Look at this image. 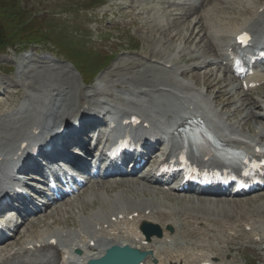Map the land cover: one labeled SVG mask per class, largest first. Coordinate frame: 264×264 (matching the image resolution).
Masks as SVG:
<instances>
[{
    "label": "bare ground",
    "instance_id": "bare-ground-1",
    "mask_svg": "<svg viewBox=\"0 0 264 264\" xmlns=\"http://www.w3.org/2000/svg\"><path fill=\"white\" fill-rule=\"evenodd\" d=\"M261 6H262V4L260 5V7ZM260 7L254 12L253 16L255 15V13L258 14V18L262 19L261 20L262 23L260 24L259 20L255 21V25L253 26V28H258L259 25L261 28L264 27V10L259 11ZM189 11H188L189 14L192 13L191 12L192 10H189ZM201 19L204 20V17H201ZM200 21H201L200 18L198 19L197 22L194 20V23H195L194 25L200 23ZM152 22L155 23L156 25L154 26L155 28L153 29L154 30L153 37L152 36L149 37V39H150L149 43L152 44V42H154V44H153L154 47H152L150 49V53L152 51H154V52H152L150 54V57L155 58V61H156L154 63L155 65H157L159 67H164V66L167 67L166 65H168L169 63L172 62V59L174 56L179 55V53L181 55H184V51H186V50L189 51L191 46H189L188 49H182L180 46H177L178 44L175 45L174 40L176 38L174 36H171V35L170 36L166 35V30H162L163 28H165L163 23L161 24L160 20H155V19H153ZM149 23L150 22H147L146 24L143 25V27L149 26ZM241 28L242 27L237 28L234 31V33H236V31L240 30ZM147 29L148 28H146L145 30H147ZM189 29L190 28L187 29V32L189 31ZM157 34H159V35H157ZM179 36H180V34H179ZM156 38H158V40H156ZM163 38H164V40H163ZM166 38H167V40H166ZM180 40H178V42L183 41V42H186L189 44L191 41H193V32L189 31L187 36L181 38ZM221 40H224L225 45L229 44V42H230L226 38L220 39V41ZM218 47L220 48L221 46L218 45ZM194 48L196 49V47H194ZM155 49H158V51L155 52ZM178 51H180V52H178ZM174 52H178V53H176L174 55ZM219 52L220 51L218 50L217 58L219 59V57H220V59H222L223 56H221V54ZM205 53H206V45H204V54ZM204 57H206V56H204ZM43 65H45V67H47V66L49 67L50 63L43 62ZM157 66H155L154 68L157 69ZM30 67L31 66L29 65L26 68H30ZM209 67H210V63L204 62V63H202V65L200 67H197L196 69L197 70H204V72H205L206 70H208ZM40 68H42V67H40ZM121 70H123V69H121ZM54 71H55V69L54 70L50 69L49 72L45 73V72H41V71L37 70V68L36 69H30V70L28 69V72L26 70V76H27L26 81L31 80V82H33V83L29 82V84H27L28 85L27 89L29 91H31L30 95H28V94H25L24 96L22 95V98H24L23 100L25 102H27L28 104H24V102H23V103H20L19 106H20L22 113L29 112V110L31 109L30 106L33 107V109H32L33 111L31 110L29 115L26 116L25 118H22V117H19V119L15 118V117L0 118V156H3L5 152H9L12 149H14L16 144L19 142L20 138L27 135L28 132L32 131L33 125H36L38 127V125L41 124V121L44 118L43 105L45 103L49 102L50 100H53V101H54V99L60 100V103H58L59 107L63 103H65V108L67 110H69L68 108H71V110H73L77 100H79L78 107L80 108V107H83L85 105L94 106L97 103V101L95 100V97H99L102 94L111 98L110 95L104 94V90L101 89L102 88V86H101L102 82L104 81V79H106V77H98V79L95 81L94 85L91 86L89 88V91L86 92V93H89V96L87 98L85 96L82 97L81 94H79V92H75L74 88H72V87H74V81H73L74 75L71 76V72L64 70V71L54 73ZM108 73L110 74V72H108ZM157 73H160L159 75L161 78L160 79L156 78L157 81L155 82V84L153 86L148 85V84H143L144 86H142V87H136L139 90H141V88H144L142 92H139L137 89L129 90L131 92L130 93L131 100L129 102L125 103L129 109L121 111L120 105H115L116 112L124 113V112L133 110V111L141 114L142 116L146 117L147 121L150 123V125L152 127H155L156 125L158 126L160 121L167 120L165 118V116H169L171 118L175 117L176 123L185 122V120L187 118L185 116H183L180 112V106L182 105L181 99L185 95H182V94L177 95V93L181 92V91H186L188 93V92H190L191 87L188 85L187 88H183V85H185L187 83H179L178 81H176L175 78H172L171 76L169 77V75H167V73L163 72V71L157 72L154 69H150V70L144 71L142 76L145 75L146 78H149L152 76L154 78L157 75ZM114 74H116V77H118V80L112 81L113 87H115L117 85L119 88L123 89L124 84H130V82L128 80H126V82L120 81V80H123L126 77V75H128L130 73L119 74L117 72H113L112 75H114ZM181 75H183V74H181ZM212 75H210V74L204 75V78L206 80L205 83H206L207 87H208V82L213 83L212 85L209 84V87H208L209 90H212V88L218 86L221 83V79H219L217 76L212 77ZM37 77L40 81V85L36 83ZM111 79L113 80L114 77ZM136 80H137L136 78H133V81H136ZM191 80L193 82L194 77H192ZM34 83L39 85L40 88H39V86L36 87V85ZM4 86H5L4 90L7 93V95L5 96V99L7 100V102L9 104H14L15 100H13V98L15 96H17V97L21 96L20 87H18L17 85H13L12 87L6 86V84H4ZM149 87H151V88H149ZM7 89H11V92L8 93L6 91ZM43 89L46 92L45 95L41 94ZM226 96H227V93H226L225 87H222V86L219 87L217 90L218 100L223 102L224 106H229L231 104V102H233V100H231V98H227ZM185 98H186V96H185ZM53 101H50L48 104L50 106H54L55 103ZM118 101H120L118 103H121L122 101H124V98H118ZM191 102H193V101H191ZM254 104L255 103L253 101L244 100L242 102V105L245 106V108L248 107V105L253 106V107H259V105H254ZM13 106H16V105H13ZM34 107L36 108V110ZM124 108H126V106H124ZM234 111L238 112V110H235V109L232 112H234ZM0 113L2 115H5V112L2 113L1 110H0ZM153 113H156V115H154ZM77 114L78 113H74L73 116H76ZM224 114L225 115H220L219 117L221 118V117H224L227 115V113H224ZM229 117L230 118H228V120H231V118H233L232 114H230ZM246 117H247V115L242 117V119L238 122L239 125H238L237 129L235 130V133H238L239 136H242V137H246V134L244 132V127L249 126V121L247 120ZM255 118H257L259 120V124L261 122H263L261 115H257V116H255ZM45 120L46 119H44V121ZM221 121H223V120H221ZM98 122H100V121H98ZM167 123H168V121H167ZM228 127L233 128L234 126H228ZM247 139L251 140L252 142H255L257 145L263 143V139L260 136H259V139H257L256 137L247 138ZM230 143H233V142H230ZM235 143H237V142H235ZM12 156L15 157L16 154H12ZM2 165H3V162H0V167ZM4 167H7V166L4 165ZM0 174H2L1 171H0ZM3 186H4V180L0 176V190L3 188ZM132 186H134V184L130 183L129 186L127 187V190L125 192L122 191V193L117 196L116 200L119 201L121 198L122 200L126 201V203H129L131 205H136L130 199V193H131ZM113 190H114V188H112V187L106 188V191H113ZM201 202L209 203L210 200L203 199ZM253 204H255V202L233 201L232 206H235V208L226 209V210H229L232 213H236L235 211H238L239 214H242V212H245V213H243V215H246L248 218H250L252 211H250L249 208ZM224 205H229V204H226L223 202L221 204H217L218 207H222V206L224 207ZM257 207L260 208L259 210L255 208V211L257 213H259L260 210L264 209V206H262V205H259ZM132 209L134 210L135 213L138 212V219L136 221H133V222H127L124 220V221L120 222V224L110 223L107 218H101L100 217V214H102L103 211H99V212H95L93 214L94 218L96 219L95 221H92L91 220L92 218L88 217V218L82 220V222L80 224L81 227L79 230H77L75 232L67 230L66 233H70V234H68V236H64V237L62 236V234L65 232L63 230L48 232L46 234V236L51 235V237H55L54 236V234H55L59 238L60 242L65 244L63 246V251H62L63 264L75 263V259L73 260L70 257V251H69V248H70L69 246L73 245V243L67 244L68 241L74 242V239L76 238L75 236H78L79 244H81L85 247V251H84L85 253H87V251H97V249L90 248L86 244V242L88 241L87 237H88V233H89V228L92 230H95L96 228H98V225L106 224V225H108V228L111 232H116L119 229L125 227L126 229H128L129 233L134 238H138L139 236L137 234V225L140 221H142V220L157 221V222L161 223L162 225H165V224L169 223L171 220V215L164 213L165 211H163L162 209L157 208L155 211V209L153 207L146 206V205H138L137 207L129 206L128 208L122 209V212H124L125 210L129 211ZM148 209L151 210V214L149 216L143 215V212L148 210ZM152 215H156V217L154 218ZM248 218H245V221H238L237 224H235V223L232 224L229 229L232 230V229L240 228V225H242V227L243 226H254L255 222L250 223ZM99 220H102L104 222L98 223ZM195 224L201 225L198 223H195ZM164 237H167L166 233L164 234ZM40 238H44V236H42ZM93 239L97 240L98 237L94 236ZM38 241L39 240H36L35 242H38ZM112 242H115V241H111V243ZM28 243H30V242H27L23 245L22 244L18 245L20 247L16 251H14L11 255H16L18 253L26 252V249L24 246L27 245ZM133 244L137 246L139 244V242H134ZM107 245L109 246V244H107ZM4 252L6 254V253H10L11 251H7L6 249H4ZM93 255H95V254H92L90 256H93ZM2 256H4V255H2ZM0 258H3V257H1V255H0ZM171 263H172V261L170 260L168 262V264H171Z\"/></svg>",
    "mask_w": 264,
    "mask_h": 264
},
{
    "label": "rangeland",
    "instance_id": "rangeland-1",
    "mask_svg": "<svg viewBox=\"0 0 264 264\" xmlns=\"http://www.w3.org/2000/svg\"><path fill=\"white\" fill-rule=\"evenodd\" d=\"M13 1H16L18 6L11 4ZM91 1L92 0H0V68L6 71L8 65L12 66V75L10 76L14 79H19L22 76L23 68L27 67L28 64L22 59L23 54L18 53V47L10 49L8 46H12L13 44H28H21V38L31 40L34 39L33 36L36 32H40L44 35V31H46V33L52 31L54 34H57V37L61 36V39L68 40V38L71 37L76 43L84 42L85 44H88L89 48L94 46L97 51L101 52V55L113 53L116 55L115 61H121V59L127 55L128 51L131 50L130 45L134 41L138 46L133 50L142 54L150 52L152 46L148 44L150 42L149 35L145 31V36H148V38L145 39V36L142 34L144 30L141 28L137 29V26L140 25L139 22L134 25L127 21L129 18L127 15L129 10L123 11V9L121 10V7L115 3L114 6H112V9L107 8V6H110L114 0H104L105 7L97 12L98 19H100L103 12L108 10L111 12L107 13V16L103 18V21L101 22L102 24L99 27H95V25L89 23V16H85V14L78 18L77 15L79 13L77 10H83ZM255 1L258 5L261 4L258 0ZM20 7L22 9L19 10L20 12H17ZM115 7L117 8L115 9ZM237 7L238 2L233 0L219 3V6L215 8L216 11L213 12V22H215L220 16L222 19L226 16L228 18L229 16H237V11L240 13ZM68 9H71V11L68 12ZM183 9L184 8H180L177 13H183ZM196 15L197 14L195 13L191 18L169 21V25L172 26V28L168 29L166 35H171V33L175 34L180 31L186 33V27L189 25L188 21L194 19ZM35 16L39 17V21L33 19ZM239 17L241 18L242 14H239ZM87 20L88 22H86ZM226 21L228 22V19H226ZM197 29L198 28H196V30ZM4 36H6V39ZM203 36V33L197 34L196 40L192 44L190 43L194 47L197 41H200L197 44V49L200 48L201 52H204L205 45ZM156 40L158 39L156 38ZM153 43L154 42H152V44ZM30 46L28 47L31 48V50L27 51L26 55L28 59L35 61L36 58H34V56L37 54L41 55L40 53H34L39 47ZM177 46L180 45L178 44ZM118 47H120L119 50ZM43 48L49 53L58 56L60 60L65 62L64 64L60 63V61L55 62L58 66L63 65L64 67L67 65V58L65 56L63 57L56 48H53L50 44L43 45ZM74 49L76 52L85 51L80 48V45L74 46ZM135 51L132 52V54H137ZM178 52H174V55ZM198 57H201V53L198 54ZM194 65L195 64L192 66ZM19 67L21 68L19 69ZM196 75L198 77L195 80L198 83L204 84L203 82L205 79H202V74ZM0 78L4 77L1 75ZM79 79L80 78H77L75 80L76 84L79 88H83ZM209 84L212 85L213 83L208 82V87ZM257 208L258 210L260 209L259 207ZM254 258V252L245 251L242 260H246L247 264H253Z\"/></svg>",
    "mask_w": 264,
    "mask_h": 264
},
{
    "label": "water",
    "instance_id": "water-1",
    "mask_svg": "<svg viewBox=\"0 0 264 264\" xmlns=\"http://www.w3.org/2000/svg\"><path fill=\"white\" fill-rule=\"evenodd\" d=\"M124 255H126L125 253L123 252H120V253H117L115 254V256L119 257L121 260H124ZM126 261V260H125ZM137 260H134V262L132 264H135ZM124 263V262H123Z\"/></svg>",
    "mask_w": 264,
    "mask_h": 264
},
{
    "label": "snow or ice",
    "instance_id": "snow-or-ice-1",
    "mask_svg": "<svg viewBox=\"0 0 264 264\" xmlns=\"http://www.w3.org/2000/svg\"><path fill=\"white\" fill-rule=\"evenodd\" d=\"M237 39H238L239 42L244 43L247 40V36L246 35H242V36L238 37Z\"/></svg>",
    "mask_w": 264,
    "mask_h": 264
}]
</instances>
